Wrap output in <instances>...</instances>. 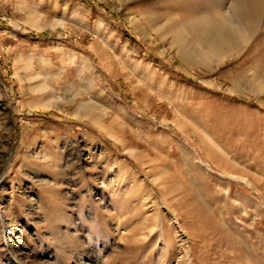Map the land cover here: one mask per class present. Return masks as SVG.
<instances>
[{"label": "rangeland", "instance_id": "obj_1", "mask_svg": "<svg viewBox=\"0 0 264 264\" xmlns=\"http://www.w3.org/2000/svg\"><path fill=\"white\" fill-rule=\"evenodd\" d=\"M234 1L0 0V264H264V16L195 56Z\"/></svg>", "mask_w": 264, "mask_h": 264}, {"label": "bare ground", "instance_id": "obj_2", "mask_svg": "<svg viewBox=\"0 0 264 264\" xmlns=\"http://www.w3.org/2000/svg\"><path fill=\"white\" fill-rule=\"evenodd\" d=\"M217 5L219 4L217 3ZM263 14L264 0H235L231 5L230 12L226 13L215 9V12L210 14L211 17L198 21L199 23L192 27L193 31L198 33L197 38L200 43L195 47L197 49L195 56L198 60L205 62L224 61L235 55L240 48L248 43L252 45L251 49L255 55L258 39L261 38H256L252 32L256 26L258 27ZM244 16L249 17L245 18ZM26 21L29 25L34 26V19H26ZM88 108L90 107L84 108L83 106L80 109L82 112L90 114L87 111Z\"/></svg>", "mask_w": 264, "mask_h": 264}, {"label": "crops", "instance_id": "obj_3", "mask_svg": "<svg viewBox=\"0 0 264 264\" xmlns=\"http://www.w3.org/2000/svg\"><path fill=\"white\" fill-rule=\"evenodd\" d=\"M40 22H39V26L40 27H38V28H36V27H34L35 29H41L42 28V22H41V19L39 18L38 19ZM31 28V27H30ZM38 41H40V40H38V39H36V38H34V43H37ZM70 58V60H69V65H73V64H75L76 62H75V60L73 61V58L70 56L69 57ZM83 63L84 64H86V66H88L87 65V63H86V60L85 61H83ZM72 66H70V68H71ZM26 68H28L27 67V65H26ZM85 70V69H84ZM84 70H80V68H76V74H77V77L79 76V74L83 71L84 72ZM43 76V77H42ZM26 77H28V78H32V73H27L26 74ZM41 77L43 78V82H44V73L43 72H41L39 69H35L34 68V92L35 91H37V92H39L40 90H44L45 89V86L46 85H44V84H42L43 82L41 81ZM82 81H83V86L84 87H86L87 85L85 84V83H88V82H90V81H92V79H90V78H88V79H86V78H82ZM85 81H87V82H85ZM78 82H79V79H78ZM45 83V82H44ZM76 96H78V94L76 93ZM95 99H90V100H88V101H90V102H92L93 104H95V105H97V103H96V101H94ZM88 101H84V102H88ZM41 102H43V101H41ZM83 101H81L79 104H82V103H84ZM53 105H55L56 103L55 102H51ZM48 104V103H47ZM78 104V107L76 108V114L77 115H79L80 116V118L81 117H83V118H88V117H86V116H84V115H91L92 114V112H94V113H98L99 111L96 109V107L93 105V104H88L87 106L88 107H90V108H88V110L87 111H89L90 112V114H78V111H79V109L80 108H83V106H80ZM41 105V108H43V106L44 105H46V103H44V104H40ZM87 106L85 107L84 106V108H87ZM98 106H100L101 107V104L100 105H98ZM44 109V108H43ZM97 110V111H96ZM92 111V112H91ZM89 120H93V115L89 118ZM94 120L95 121H97V120H99V122L101 123V114L100 115H95L94 116ZM99 123V124H100Z\"/></svg>", "mask_w": 264, "mask_h": 264}]
</instances>
